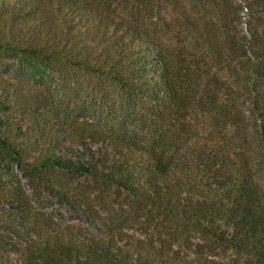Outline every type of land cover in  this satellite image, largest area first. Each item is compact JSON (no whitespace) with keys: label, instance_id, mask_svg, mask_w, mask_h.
I'll return each mask as SVG.
<instances>
[{"label":"trees","instance_id":"trees-1","mask_svg":"<svg viewBox=\"0 0 264 264\" xmlns=\"http://www.w3.org/2000/svg\"><path fill=\"white\" fill-rule=\"evenodd\" d=\"M6 58L0 264H264V0H0Z\"/></svg>","mask_w":264,"mask_h":264},{"label":"rangeland","instance_id":"rangeland-1","mask_svg":"<svg viewBox=\"0 0 264 264\" xmlns=\"http://www.w3.org/2000/svg\"><path fill=\"white\" fill-rule=\"evenodd\" d=\"M245 19L249 20L250 17L248 15H245ZM0 69L7 70L8 74L12 77L23 75L18 72L19 68V62L17 60L5 59V63H3V66L0 67ZM49 72V71H47ZM51 73V72H50ZM52 74V73H51ZM53 82V81H52ZM55 207L60 208L67 221L71 223H78L81 220L78 216H76L73 212H71L65 205H60L58 203H49L47 206L48 210H51ZM127 240L129 244L134 243L137 241V238L146 239L147 241H150V239L146 238L145 235H143L140 231L135 229H128L127 231ZM202 243V240L196 236L193 235L192 241H189L187 243H178L175 245V250L170 251V254L168 256V259L163 263L162 261L158 260L157 263L159 264H201L204 263L208 258L216 260L214 264H240L242 260V256L238 254L237 252L233 250H226V249H216V251L212 254L210 253H203L202 249L199 247V244ZM159 247V245H157Z\"/></svg>","mask_w":264,"mask_h":264}]
</instances>
